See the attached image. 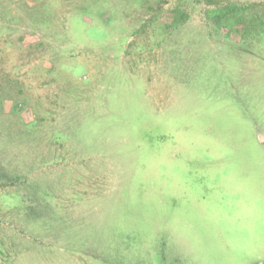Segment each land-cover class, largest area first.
Wrapping results in <instances>:
<instances>
[{"label": "rangeland", "instance_id": "374dc122", "mask_svg": "<svg viewBox=\"0 0 264 264\" xmlns=\"http://www.w3.org/2000/svg\"><path fill=\"white\" fill-rule=\"evenodd\" d=\"M0 264H264V0H0Z\"/></svg>", "mask_w": 264, "mask_h": 264}]
</instances>
